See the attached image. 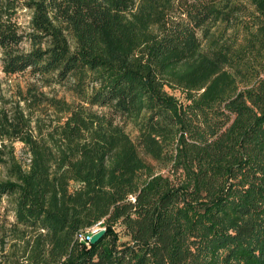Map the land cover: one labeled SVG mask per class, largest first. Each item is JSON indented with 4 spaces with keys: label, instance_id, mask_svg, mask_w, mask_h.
<instances>
[{
    "label": "trees",
    "instance_id": "obj_1",
    "mask_svg": "<svg viewBox=\"0 0 264 264\" xmlns=\"http://www.w3.org/2000/svg\"><path fill=\"white\" fill-rule=\"evenodd\" d=\"M0 71L75 99L0 95V264H264V0H0Z\"/></svg>",
    "mask_w": 264,
    "mask_h": 264
},
{
    "label": "rangeland",
    "instance_id": "obj_2",
    "mask_svg": "<svg viewBox=\"0 0 264 264\" xmlns=\"http://www.w3.org/2000/svg\"><path fill=\"white\" fill-rule=\"evenodd\" d=\"M46 78H40L38 76H33L29 72L25 73H20V74H15V75H4L0 71V95L4 96L6 99L10 100H17L18 99V93H25L26 90L29 87H35L38 89V91H42L48 95H53L59 99H64L67 102H72L74 101V97L72 95V92L69 90V86L71 81H67L62 85H51L50 87H44V84L46 83ZM167 91L173 95L174 97L180 99L181 94L177 91H171L167 89ZM23 106V103L21 104ZM41 108H37L36 110L33 111V118L39 116L42 121H44L45 124L49 123V120H52L55 116L52 113L51 109H47L46 114H43L40 110ZM127 131L130 133L131 137H135V132L132 131L131 127H127ZM14 149H15V154L23 159H27V154L25 152V148L21 143H15L13 144ZM2 207H8V204L6 200H3L2 202ZM7 217L9 221H12V213L8 211ZM101 230H105L102 222H99L97 225H95L93 228L85 231V235H92L93 233H97ZM116 231L118 235L124 240L125 235L122 229L119 226H116Z\"/></svg>",
    "mask_w": 264,
    "mask_h": 264
},
{
    "label": "built area",
    "instance_id": "obj_3",
    "mask_svg": "<svg viewBox=\"0 0 264 264\" xmlns=\"http://www.w3.org/2000/svg\"><path fill=\"white\" fill-rule=\"evenodd\" d=\"M84 233L85 232L79 233L77 235V238L79 239V241H84V242L90 243V239H91L92 235H94L96 232L93 233L92 235H89V234L85 235Z\"/></svg>",
    "mask_w": 264,
    "mask_h": 264
},
{
    "label": "water",
    "instance_id": "obj_4",
    "mask_svg": "<svg viewBox=\"0 0 264 264\" xmlns=\"http://www.w3.org/2000/svg\"><path fill=\"white\" fill-rule=\"evenodd\" d=\"M105 230H101L97 233H95L94 235H92L91 239H90V244H94L96 243L104 234Z\"/></svg>",
    "mask_w": 264,
    "mask_h": 264
}]
</instances>
